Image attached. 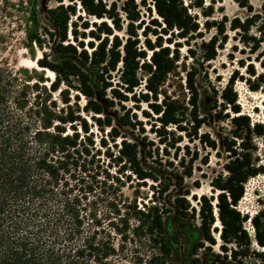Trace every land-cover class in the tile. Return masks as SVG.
<instances>
[{
  "label": "trees",
  "instance_id": "1",
  "mask_svg": "<svg viewBox=\"0 0 264 264\" xmlns=\"http://www.w3.org/2000/svg\"><path fill=\"white\" fill-rule=\"evenodd\" d=\"M236 1L253 14L244 20L234 19L232 29L242 30L247 42L253 41L254 52L260 42H264V37L260 40L246 34L259 20L258 31L263 34L264 0H261V13H254L249 0ZM4 2L8 3L7 0ZM80 2L89 15L101 19L108 17L114 27L120 28L115 4L107 5L102 0ZM153 3L170 29L196 30L197 25H189L187 9L179 0H153ZM123 10L128 20L125 41L113 35L110 42L112 28L106 21H101L99 25L94 23L99 31L94 40L98 42L89 41L86 46L83 41H68L69 21L75 9L63 3L52 9L56 31L47 34L61 57L50 60L43 50L41 57L36 59L39 66L55 73L54 80L50 82L35 69L30 74L27 68L15 69L8 63H0V264H115L124 258L125 244L134 237L140 241L146 239L159 250V254L153 257L157 260L155 264H166L170 247L165 239L164 218L172 211L171 208L157 204L143 210L134 207L132 217L124 220L123 228L113 226V231L101 225L96 210L89 208L88 192L92 186L86 181L87 166L93 163L101 149H95L92 124L86 115H90L99 131L109 129L107 136L99 140L101 146L106 147L105 153H109L105 140L108 137L117 148L115 157L111 153L109 157L122 163V167L140 180L158 181V177L143 166L138 144L121 134L111 115H104L105 107L120 106L124 112L118 115V123L131 130L143 129V122L135 112L125 107L123 102L127 101H134V104L145 102L158 115L161 125L182 128L181 107L177 101L166 97L158 99L160 88L174 69L178 55L170 56L169 47L162 46L161 42L152 44L147 41L146 48L141 47L137 37L140 25L135 24L140 14L135 0H127ZM0 12L6 13V8L0 6ZM32 24L38 27L35 13ZM82 24L84 28L89 27L87 22ZM73 34L77 40V31ZM29 38L42 49L44 37L39 29L32 31ZM3 41L4 37L0 36V42ZM205 46L206 60L214 59L220 46L216 39H211ZM146 49L151 50L150 55ZM81 64L99 68L100 87L93 85L90 72ZM260 65L264 68L263 59ZM114 72L118 81L113 85L111 75ZM249 72L255 74V69L252 67ZM234 80L229 81L222 98L235 113H239L240 107L232 97ZM142 84L144 91H138ZM187 87L191 92L189 103L197 128L203 119L197 116L199 91L192 74ZM72 89L78 93L71 95ZM108 91L111 93L109 97ZM80 94L85 99L82 105ZM142 112L149 114L144 109ZM230 122L233 127L231 137L241 141L238 146L235 141H223L228 160L224 172L211 181L213 189L218 191L215 197L206 194L199 198L194 196L198 207L191 210L200 233L195 248L215 245L217 238L213 231H219V248L226 259L245 264V259L256 251L251 248L252 238L244 226L249 217L238 210L237 204L244 194L245 183L260 172L252 161L254 147L250 142L252 135H262L264 128L261 125V130L256 131L260 125H251L249 118L243 115L233 116ZM119 137L122 139L118 143ZM207 142L211 147L216 146L210 139ZM185 176H192V168ZM168 190L169 186H165L161 196ZM174 204L183 217L187 216L190 204L185 197H176ZM217 217L220 229L213 227ZM131 219L136 221L135 225ZM250 221L257 245L264 247L260 215L251 217ZM114 233L119 234L123 242L118 246L115 245ZM255 256L259 264H264L263 253H255Z\"/></svg>",
  "mask_w": 264,
  "mask_h": 264
},
{
  "label": "rangeland",
  "instance_id": "2",
  "mask_svg": "<svg viewBox=\"0 0 264 264\" xmlns=\"http://www.w3.org/2000/svg\"><path fill=\"white\" fill-rule=\"evenodd\" d=\"M8 3H0L6 8V13L0 12V36L4 41L0 42V63H8L9 66L27 68L42 72L47 80L52 81L55 73L50 69L39 66L35 59L40 58L42 51H46L50 60L61 57L50 41L48 32L56 31L51 10L61 3L75 9L69 21L68 41L83 43L88 46L89 41L97 43L94 36L99 33L94 23L99 25L106 21L111 26L113 35H117L125 41L128 37L126 27L128 20L123 6L127 0H102L107 5L115 4L116 13L120 19V28L114 27L113 21L108 18H98L89 15L80 0H7ZM254 6V13H261V0H249ZM187 9L189 25H197L196 30H182L176 27L169 28L163 17L157 13L153 0H135L140 18L135 24H139L137 37L139 45L146 48L147 41L152 44L161 42L162 46L170 49V56L178 55L175 67L169 73L160 88L158 95L161 99L175 100L181 107L183 122L182 128L175 125L163 126L157 120L156 114L145 102L134 104V101L123 102L126 108L137 114L143 122V129L131 130L118 123V115L124 111L120 106L105 107L104 115H111L113 122L127 140L138 144L139 155L145 168L152 170L158 177V181L151 179L140 180L130 170L117 163L115 158L108 154L117 152L113 141L106 137L109 153H105L106 147L101 146L99 140L107 136V131H99L93 124L90 115H86L92 124L95 149H101L90 165L86 181L92 186L88 192L89 207L96 210L97 218L107 230L113 231V226L123 228L124 220L133 212V208L144 209L150 205H164L172 209L165 218V239L170 247V255L166 258V264H236L231 259H226L225 253L219 248L221 240L219 231H213L217 238L215 245L206 244L203 248H195L200 239L197 228L198 221L193 217L192 207H198V200L202 194L216 195L217 190L211 186V181L219 173L224 172V165L228 160V152L225 151L223 141H235L238 146L241 140L231 137L233 129L230 122L236 115L247 116L252 124L260 125L256 131L264 128V68L260 62L264 61V42L253 52V41L247 42L242 30L232 29L233 20H244L251 16L245 7L239 6L236 0H179ZM36 14L40 35L44 37L42 49L30 40V34L35 31L32 24L33 14ZM88 23L84 28L82 23ZM261 20L246 34L261 40L264 32L258 31ZM77 31V40L73 32ZM102 36H105L104 34ZM215 38L217 55L212 60H206L207 50L205 44ZM89 51L91 48H89ZM147 55L151 50L146 49ZM89 71L92 83L100 87L98 80L99 68H91L87 64H81ZM255 69V74L249 71ZM194 77L195 85L199 91L197 116L203 119L202 124L196 128L192 115V106L189 103L191 92L187 84L189 75ZM263 74V78H261ZM113 85L118 81V76L112 73ZM235 78L232 85V97L240 107V112L235 113L223 100L222 92ZM262 80V81H261ZM77 84L76 82H74ZM65 87L64 84L61 85ZM143 89L144 84L138 89ZM71 95L78 93L71 90ZM107 96H111L108 91ZM101 100V98H99ZM81 105L85 103L80 94ZM139 105V106H137ZM149 114H144L142 110ZM118 111V113L116 112ZM149 115V116H148ZM122 138H118V143ZM208 139L215 142L211 147ZM250 144L252 161L260 168V172L251 176L244 186V194L237 204L242 214L248 215L244 226L252 238L251 255L245 259V264H259L255 253H263L264 247L257 245L255 230L250 218L260 215L261 230L264 231V133L252 135ZM119 145V144H118ZM121 167V169H119ZM192 168V176H185L188 169ZM91 176H95L92 178ZM169 186V190L161 196L160 192ZM183 196L190 204L187 216L183 217L174 204L176 197ZM216 209V208H215ZM214 214L217 216V212ZM133 225L136 221L131 219ZM213 227L220 229V226ZM115 245L122 242L121 236L114 233ZM146 239L137 238L125 244L122 253L123 259H118L115 264H155L154 256L159 254L157 248Z\"/></svg>",
  "mask_w": 264,
  "mask_h": 264
},
{
  "label": "bare ground",
  "instance_id": "3",
  "mask_svg": "<svg viewBox=\"0 0 264 264\" xmlns=\"http://www.w3.org/2000/svg\"><path fill=\"white\" fill-rule=\"evenodd\" d=\"M102 19H98L97 21H101ZM220 226V223H217L215 226Z\"/></svg>",
  "mask_w": 264,
  "mask_h": 264
},
{
  "label": "water",
  "instance_id": "4",
  "mask_svg": "<svg viewBox=\"0 0 264 264\" xmlns=\"http://www.w3.org/2000/svg\"><path fill=\"white\" fill-rule=\"evenodd\" d=\"M37 59V58H36ZM36 59H35V61H36ZM37 63V62H36ZM47 69H49V68H47ZM51 70V69H50ZM52 71V70H51ZM53 72V71H52ZM218 221H219V219H218Z\"/></svg>",
  "mask_w": 264,
  "mask_h": 264
},
{
  "label": "flooded vegetation",
  "instance_id": "5",
  "mask_svg": "<svg viewBox=\"0 0 264 264\" xmlns=\"http://www.w3.org/2000/svg\"><path fill=\"white\" fill-rule=\"evenodd\" d=\"M98 19V18H97Z\"/></svg>",
  "mask_w": 264,
  "mask_h": 264
}]
</instances>
